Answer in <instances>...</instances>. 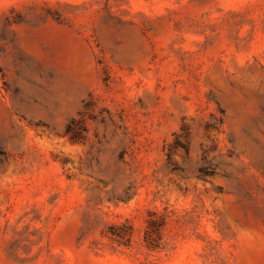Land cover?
<instances>
[{"label": "rangeland", "instance_id": "rangeland-1", "mask_svg": "<svg viewBox=\"0 0 264 264\" xmlns=\"http://www.w3.org/2000/svg\"><path fill=\"white\" fill-rule=\"evenodd\" d=\"M0 264H264V0H0Z\"/></svg>", "mask_w": 264, "mask_h": 264}]
</instances>
